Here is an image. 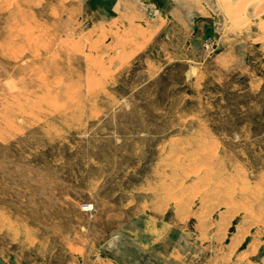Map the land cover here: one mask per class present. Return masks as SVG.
<instances>
[{
    "label": "rangeland",
    "instance_id": "374dc122",
    "mask_svg": "<svg viewBox=\"0 0 264 264\" xmlns=\"http://www.w3.org/2000/svg\"><path fill=\"white\" fill-rule=\"evenodd\" d=\"M220 1L178 60L108 0H0V262L264 264V0Z\"/></svg>",
    "mask_w": 264,
    "mask_h": 264
},
{
    "label": "crops",
    "instance_id": "0c3cea01",
    "mask_svg": "<svg viewBox=\"0 0 264 264\" xmlns=\"http://www.w3.org/2000/svg\"><path fill=\"white\" fill-rule=\"evenodd\" d=\"M220 2V0H108L109 18L106 23L115 27V30L122 29L129 36L132 49H137L133 50L132 55L165 35L163 38L172 45L178 44L177 47H180L171 56L178 60L188 59L197 44L199 28L197 23L195 26V18L212 17L214 20L213 14L219 9ZM255 3L252 5L254 8L259 6L254 5ZM94 5L95 0H93V9H95ZM225 21L226 24L220 27L216 24L217 31L222 33L221 43H223V49L216 57L220 56L232 61L235 50L224 43L231 36L230 30L234 31V27H230V23ZM174 33L182 35L185 39L188 37V40L184 39L182 42L184 45L181 46V40L172 38ZM0 263L4 264V262Z\"/></svg>",
    "mask_w": 264,
    "mask_h": 264
},
{
    "label": "trees",
    "instance_id": "16d2710c",
    "mask_svg": "<svg viewBox=\"0 0 264 264\" xmlns=\"http://www.w3.org/2000/svg\"><path fill=\"white\" fill-rule=\"evenodd\" d=\"M166 72L165 74H163L164 75L163 77L166 76ZM230 96L232 97V99L235 100V103L232 104L231 106L224 107L225 109H228V112L224 115V117L227 122L234 125V131H238V127L243 122L241 121V114H242L241 109L244 107L248 110H253V107H249V103H250L249 100H256V98L259 97V94H257L256 97H252L250 94L245 93L239 89L231 93ZM263 111L262 114H264ZM261 119H262V123H264L263 117H261ZM248 120L249 122L253 123V125L255 126V128H253L254 129L253 131L255 133H260L262 131L263 125L257 123L253 118L249 117Z\"/></svg>",
    "mask_w": 264,
    "mask_h": 264
},
{
    "label": "built area",
    "instance_id": "2783aa9c",
    "mask_svg": "<svg viewBox=\"0 0 264 264\" xmlns=\"http://www.w3.org/2000/svg\"><path fill=\"white\" fill-rule=\"evenodd\" d=\"M214 42L212 40H208L207 42L204 43V49L206 51H212Z\"/></svg>",
    "mask_w": 264,
    "mask_h": 264
},
{
    "label": "bare ground",
    "instance_id": "6f19581e",
    "mask_svg": "<svg viewBox=\"0 0 264 264\" xmlns=\"http://www.w3.org/2000/svg\"><path fill=\"white\" fill-rule=\"evenodd\" d=\"M243 2V1H242ZM255 2H258V0H250L249 2H248V4H253V3H255ZM264 2V1H263ZM242 7V6H241Z\"/></svg>",
    "mask_w": 264,
    "mask_h": 264
}]
</instances>
